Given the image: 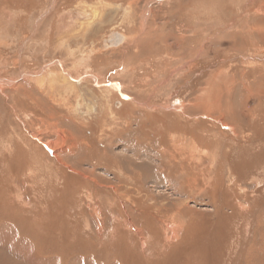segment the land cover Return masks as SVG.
I'll use <instances>...</instances> for the list:
<instances>
[{"label":"rangeland","instance_id":"rangeland-1","mask_svg":"<svg viewBox=\"0 0 264 264\" xmlns=\"http://www.w3.org/2000/svg\"><path fill=\"white\" fill-rule=\"evenodd\" d=\"M207 250L264 264V0H0V264Z\"/></svg>","mask_w":264,"mask_h":264},{"label":"crops","instance_id":"crops-1","mask_svg":"<svg viewBox=\"0 0 264 264\" xmlns=\"http://www.w3.org/2000/svg\"><path fill=\"white\" fill-rule=\"evenodd\" d=\"M152 226V228H153V232H154V230H155V227H156V225H151ZM189 233V232H188ZM184 241H182L180 244H178L176 247H179V248H181V251L183 252V253H187V247H188V245H190V244H188V243H186L187 241H188V239H187V233L185 234V236H184ZM195 243H198V242H196V241H194V243H192V244H194V247H195ZM198 245H200V243H198ZM173 246H175V245H173ZM209 251L207 250V252H202V254H199V256H198V258L196 259V260H193V261H195V263L194 264H218V262H220L219 261V259H217L216 257H214L213 259H212V256L210 255H208L207 253H208ZM188 255V254H187ZM214 256V255H213ZM201 258H203V259H205V261L204 262H200V261H198L199 259H201ZM186 259H188V262L186 263V264H190V262H192L191 261V257H187ZM185 260V259H184ZM239 261V260H238ZM244 261H245V259H242L241 261H240V264H244ZM238 263V262H237ZM219 264H222V262H220ZM246 264V263H245Z\"/></svg>","mask_w":264,"mask_h":264},{"label":"trees","instance_id":"trees-1","mask_svg":"<svg viewBox=\"0 0 264 264\" xmlns=\"http://www.w3.org/2000/svg\"><path fill=\"white\" fill-rule=\"evenodd\" d=\"M218 212H220V210Z\"/></svg>","mask_w":264,"mask_h":264}]
</instances>
